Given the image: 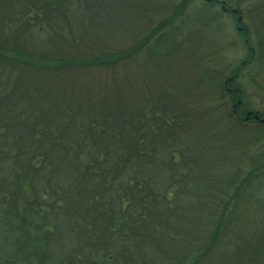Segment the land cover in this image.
<instances>
[{"label":"trees","instance_id":"1","mask_svg":"<svg viewBox=\"0 0 264 264\" xmlns=\"http://www.w3.org/2000/svg\"><path fill=\"white\" fill-rule=\"evenodd\" d=\"M152 1L0 0V264H264V109L239 83L264 0H203L241 28L233 69L189 45L219 14L179 39L196 0Z\"/></svg>","mask_w":264,"mask_h":264},{"label":"rangeland","instance_id":"2","mask_svg":"<svg viewBox=\"0 0 264 264\" xmlns=\"http://www.w3.org/2000/svg\"><path fill=\"white\" fill-rule=\"evenodd\" d=\"M221 1V0H217ZM204 1L196 0L188 9L186 15L176 22V26H182L181 32L179 34V39L182 37L186 39V34L189 29L198 25V18H202L207 14L212 15V13L219 14L220 18L217 22L218 30L216 35L212 41L209 42L208 38H205L201 43L196 42L195 38L189 39L190 48H198L201 58H206V60L201 59L203 64L208 63L207 61L212 60L213 65L226 64L230 66V68H234L237 66L245 57L247 56V50L243 46V38L238 33L241 28L236 25L235 20L232 16L225 12L221 13L220 6H215L214 11L212 13H208L202 9ZM155 4V5H154ZM165 1L161 0H153L151 5L164 7ZM241 17V22L243 27L248 28L251 33L250 36V44L251 46H255L254 39V31L252 27H254L255 23H250V20L245 15L239 16ZM120 39V38H119ZM118 39V40H119ZM217 40V41H216ZM186 56L177 55V62L174 64L175 70L173 71L174 76L170 79L173 83L176 78L182 76L181 73L185 71V68L189 70L190 75L194 76V67L189 68L185 62L183 61ZM183 61L182 64H179ZM188 62H198L194 59L192 61L187 60ZM202 64V65H203ZM211 65V63L209 64ZM198 67L196 68V72L198 73ZM180 74V75H177ZM168 75V74H167ZM174 79V80H173ZM239 83L242 86L243 90L247 98L249 99L250 108L255 111H262L264 109V91L262 90V86L264 85V64L261 66L258 63H253L245 68L243 72H241V77L239 78ZM247 150V154L250 155L254 150L259 149V147L264 143V138H259L258 140ZM224 173H230L232 169L228 170L225 168ZM252 198H248L247 203L252 205V209L262 208L264 206V179L261 182L256 183L252 189ZM251 199V200H250Z\"/></svg>","mask_w":264,"mask_h":264},{"label":"water","instance_id":"3","mask_svg":"<svg viewBox=\"0 0 264 264\" xmlns=\"http://www.w3.org/2000/svg\"><path fill=\"white\" fill-rule=\"evenodd\" d=\"M237 21H238V23L241 22V17H239ZM255 118H256V117H255ZM256 119H257V118H256ZM261 122L263 123L264 120H261Z\"/></svg>","mask_w":264,"mask_h":264}]
</instances>
